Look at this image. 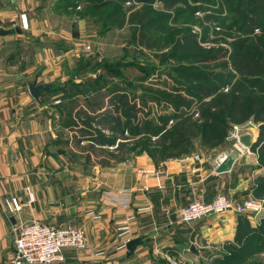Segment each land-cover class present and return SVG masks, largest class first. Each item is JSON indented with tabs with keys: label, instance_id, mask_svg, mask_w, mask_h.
<instances>
[{
	"label": "crops",
	"instance_id": "0c3cea01",
	"mask_svg": "<svg viewBox=\"0 0 264 264\" xmlns=\"http://www.w3.org/2000/svg\"><path fill=\"white\" fill-rule=\"evenodd\" d=\"M56 2L16 0L15 12L26 13L28 29L0 34V264L12 256L16 223L30 219L85 230L87 247L66 250L64 261L57 264H158L159 259L188 258L191 246L195 257L197 246L217 253L223 243L233 241L238 215L211 213L182 223L178 209L200 191L207 202L220 192L235 199L252 196L256 178L264 174L256 151L251 145L238 151L225 140L217 148L197 147L185 157L158 164L145 153L127 160L111 158L108 153L116 152L123 140L118 138L113 146L90 140L95 130L111 132L104 120L110 109L106 99L79 94L77 82L62 69V52L51 46L62 34L50 27L53 18L35 14L47 6L54 9ZM13 13L0 10V29L17 26L13 18V23L7 21ZM32 83L49 85L39 101L28 91ZM247 131L252 144L259 129L249 126ZM233 150L237 156L231 168L216 173L214 158ZM10 196L23 203L16 215L4 209ZM133 212L129 240L139 237L141 243L128 250L120 247L115 227Z\"/></svg>",
	"mask_w": 264,
	"mask_h": 264
},
{
	"label": "trees",
	"instance_id": "16d2710c",
	"mask_svg": "<svg viewBox=\"0 0 264 264\" xmlns=\"http://www.w3.org/2000/svg\"><path fill=\"white\" fill-rule=\"evenodd\" d=\"M153 1L56 2L55 7H76L83 2L90 14L102 17L99 22L103 25H110L111 28L130 24L133 33L131 38L139 34V38H145V41L152 40L150 37L155 28L164 30L165 21L175 20L181 14L180 9L174 8L176 3H190L188 11L191 14L187 17L188 21H184L186 26L180 33V39L168 38V43L172 44L169 53L159 55L164 64L140 67L133 78L141 83L156 74L159 83L155 84H167L174 92L183 90L187 96H173L164 89L159 91L148 86L142 88L122 75L118 70L119 65H108V73L122 78L107 87L112 107L104 120L112 124L108 125L112 135L95 130L90 140L113 146L119 138L123 141L116 144L117 151L123 153L130 150L137 155L146 153L158 164L168 159L185 157L197 147L217 148L225 141L227 130L233 123H242L250 117L253 122L259 123L257 139L250 148L257 153L258 166L264 167V0H162L166 12L152 10ZM126 2H130V5H126ZM100 6H104L103 9ZM169 10L172 13L167 12ZM196 12H202L203 16L198 17ZM212 21L220 28L218 32L214 31L215 35L221 34V37L213 38V42L221 40L231 48L219 44L202 46L197 33L188 26L199 24L202 28L201 41H205L211 31L209 23ZM203 22L209 27H202ZM224 36L234 39L227 42ZM124 50L130 49L125 47ZM97 56V53L88 56L86 65L99 62ZM120 63L121 67L130 66L129 63ZM159 75H164L165 79H160ZM224 87L228 88L227 92H223ZM136 88L140 89L138 93ZM125 90L132 93V101L128 100L129 92ZM207 96L211 98L203 101ZM149 101L158 103L160 110H163L157 117H151L149 111L141 112ZM118 105H121L120 111ZM165 108L171 109L168 111ZM115 112H119L118 115ZM194 113H198V119L193 118ZM170 120L173 123L167 128ZM125 133L128 137H125ZM153 136L157 137L155 141H152ZM127 140L132 144L129 149L125 148ZM108 155L116 160L125 157H117L113 153ZM251 190L254 197L264 196V174L256 178ZM251 220V214L238 215L233 241L226 242L228 249L215 253L210 264H264V218L259 219L256 225Z\"/></svg>",
	"mask_w": 264,
	"mask_h": 264
},
{
	"label": "rangeland",
	"instance_id": "374dc122",
	"mask_svg": "<svg viewBox=\"0 0 264 264\" xmlns=\"http://www.w3.org/2000/svg\"><path fill=\"white\" fill-rule=\"evenodd\" d=\"M15 3L16 0H0V10L2 8L4 9L6 8L7 10L8 8V11L14 12L13 17H10L7 21L10 22V19L13 18V20L11 21L16 20L17 26L12 27L10 25L11 28L9 29L14 30L15 28H18L19 30H21V28L17 23V19L19 20L21 13L18 15V13L15 12V9H17L15 8ZM188 4H190L189 1ZM188 4H183L181 2L175 4L174 8L180 9L181 14H178L175 20L169 19L168 21H165L164 30H162L160 27L155 28L151 33V37H150L152 39L150 40L151 42L149 40L145 41V38L140 39L139 34L135 38H131L133 33L130 24H126L125 26L122 27L111 26V28L110 25H103L102 23L99 22V19H101L102 17L99 18L98 15L90 14V10L88 8H85L86 5L83 2L78 3L76 7L56 6L54 9L52 8L50 9L47 6L45 8L38 10L35 14H37V16H40L42 18L44 17L53 18L54 22L53 23L49 22L50 27L56 30L58 33L62 34V38L60 40L58 39L57 42L56 41L51 42V46L56 51L62 52V62H61L62 69L70 74V77L72 78V83L74 81L77 82V84L74 85H77L79 87L77 89L79 94L83 95V97L86 95L88 97H94L95 99L98 98L101 99V101L102 99H106V106L111 109L112 104L110 103V98L107 95V89H108L107 87L113 84L114 82L119 81L122 78H120L119 76H113L111 73H108L106 70L109 67L108 65H119V69H118L119 72L122 75H125V77H127L128 79L132 80L136 85L142 86V88L148 86L153 89H159V91L164 89L168 93L174 94L173 96H181V97L187 96L186 92H184L183 90H180L179 92H174L171 88H169L167 84L164 85L161 83H160L161 85L155 84V83H159L156 81L157 79L156 76H158L156 74L152 75L148 80H145L141 83L134 80L133 78L138 73L137 70L140 67H145V66L158 67L164 64L161 63V59H160L161 56L159 55L169 53L172 44L168 43L169 42L168 38L173 37V39L175 40L176 38L181 37L180 33H183L184 27L186 26L184 21L185 20L188 21L187 17L191 14V13L189 14L190 11H188V7H189ZM105 6L107 5L105 4ZM103 7L104 6H100L101 9H103ZM151 9L156 11L166 12V10L164 9V2L162 0H154L151 3ZM122 12H124V10ZM167 12L172 13L171 10ZM206 25L208 26L207 23H204L202 24V27L203 26L207 27ZM188 26L189 29H194V30H198L199 28L197 27H200V31H202V28L199 24L193 23L192 26L190 25ZM14 31H12L11 33H14ZM219 37H221V34L218 36H214L213 38H219ZM224 39L227 42L229 41L231 42L234 38L232 39V37L224 36ZM178 41H179L178 43H181V40ZM210 41L213 40L211 39L205 40V42H203V45L204 44L205 46L210 45L209 43ZM17 43H19V41ZM86 44H90L93 47V49L98 55L97 57L100 59L99 62L95 63L94 66L92 65V67H89V69L86 68L87 66H89L86 65L87 64L86 62H89L88 56L90 55L86 50H84ZM17 45L19 47V44ZM223 46L231 48V46L228 45V43L226 42H224ZM125 47L129 48L130 50L125 51L124 50ZM69 58L71 59V63L66 62V59ZM120 62L129 63L130 66L121 67L120 65L122 64ZM114 67H116L117 69V66ZM159 77L160 79L163 78L165 79L164 75H159ZM167 83L170 84L171 81L168 80ZM136 89L135 90L138 93L140 89L139 88ZM125 91L129 92L128 90ZM230 91H232V89ZM232 92H235L236 94L239 93L237 90ZM127 98L128 100L132 101L131 92H129ZM210 98L211 96L209 97L207 96L204 97L202 100L207 101ZM202 100L201 102H203ZM120 106L121 105L117 106L119 111L121 110ZM140 108L142 107L140 106ZM110 109L109 111H111ZM165 109H168V111H170L171 108H165ZM147 111H149L148 114H150L151 117H157L159 113L163 112V110H160L159 104L158 103L155 104L152 101H149L147 106L143 107L141 110L142 113H147ZM118 113L119 112H115V114L117 115ZM137 114L140 115V113ZM193 118L198 119L199 117H193ZM249 118L247 119V121L251 119ZM170 121L168 123L167 128L170 127V125H172L173 123L172 121L171 122ZM197 121L200 122L201 120H197ZM254 123L256 127L259 126V123L257 122ZM107 124L112 125L110 123ZM105 135L108 136L112 135V132H109ZM125 137H128L127 133H125ZM156 138H157L156 136H153L152 141H155ZM130 139L131 138H129V140ZM129 140H127L128 142L126 143L127 144L126 145L127 147H125L126 149L127 148L129 149V147L132 145ZM199 149L211 150L205 147ZM112 153L117 157L125 156L124 158H126V160L131 159L132 157L137 155V153L135 154L133 151L130 150L125 151L123 153L119 151ZM250 197H254V196H250ZM254 198H260V197H254ZM131 214L132 213L128 215ZM226 244L227 243H223L219 251H226L228 249L225 246ZM196 249H199L200 252L199 255H197L196 257L190 254L192 252L189 249L186 250V253H189L188 258L186 256H183V257H179V259H159L158 264H172V261H176V263L178 264H199L201 262L210 264L211 257L215 255L214 253L216 252L215 251L216 249L206 248V247L202 248L198 246Z\"/></svg>",
	"mask_w": 264,
	"mask_h": 264
},
{
	"label": "built area",
	"instance_id": "2783aa9c",
	"mask_svg": "<svg viewBox=\"0 0 264 264\" xmlns=\"http://www.w3.org/2000/svg\"><path fill=\"white\" fill-rule=\"evenodd\" d=\"M126 5H130V2H126ZM196 14L198 17L203 16L202 12H196ZM209 25L211 26V31L208 34L207 40H212L214 36L220 35L219 33L215 35L220 28L216 25L215 21L210 22ZM19 27L21 30L28 29L27 15L25 13L20 14ZM197 28L199 29L192 30L197 33L198 42L202 46L209 47L217 44L223 46L224 43L221 40L216 43L210 41V45H203V42L205 41H201L202 31H200V27ZM84 50L90 54L89 56L96 54L90 44H86ZM98 61H100V59H98ZM222 90L227 92L228 88L224 87ZM193 117H198V113H194ZM249 126H255V123L251 119L244 123H233L225 136V140L230 142L238 151L247 150L248 147H245L240 142L239 137L244 133H249V131H247ZM227 155V153H222L214 158V169L220 162L226 159ZM144 172L146 174L154 173L152 170H145ZM203 193L204 191H200L197 198L178 209L179 219L182 223H191L202 219L208 214L224 213L227 211L235 214H251L254 219L258 212L264 211V197L235 199L232 196L220 192L207 202L204 200ZM31 200L32 196L29 195V202H31ZM4 207L7 212L16 215L22 210L23 203L15 196H10L5 200ZM140 209L141 208H136V211H139ZM135 214L136 212H133L131 215L125 216L123 220L116 222L117 226L115 227V230L116 235L120 239V247H125L126 243L129 241V234L133 231L131 224L135 218ZM92 217L98 218L97 215H93ZM12 234L14 248L12 256L6 264L62 263L64 261V253L66 250H82L88 245L87 234L82 227L75 225L55 226L43 223L36 219L16 223V226L12 230ZM172 264L178 263L172 261Z\"/></svg>",
	"mask_w": 264,
	"mask_h": 264
},
{
	"label": "water",
	"instance_id": "95a60500",
	"mask_svg": "<svg viewBox=\"0 0 264 264\" xmlns=\"http://www.w3.org/2000/svg\"><path fill=\"white\" fill-rule=\"evenodd\" d=\"M15 31L20 32V30L18 28L14 29ZM14 30H10V29H0V34H8ZM49 89V85L48 84H29L28 85V91L30 93V95L36 99L37 101H39V97L41 95V93H43L44 91H47ZM240 142L245 146V147H249L251 145L250 142V133H244L239 137ZM237 156V153L235 151H231L230 153H228L226 159L222 162L219 163V165H217L214 169V171L216 173H222L225 172L227 170H229L235 160ZM261 218H264V211L262 212H258L254 219L255 220H259ZM137 243H141V239L139 237L137 238H133L130 239L127 243H126V247L128 250H133L135 245ZM191 251H194L193 246H191L190 248Z\"/></svg>",
	"mask_w": 264,
	"mask_h": 264
},
{
	"label": "bare ground",
	"instance_id": "6f19581e",
	"mask_svg": "<svg viewBox=\"0 0 264 264\" xmlns=\"http://www.w3.org/2000/svg\"><path fill=\"white\" fill-rule=\"evenodd\" d=\"M250 133V132H249ZM251 134V133H250Z\"/></svg>",
	"mask_w": 264,
	"mask_h": 264
}]
</instances>
